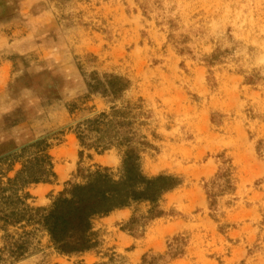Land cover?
Segmentation results:
<instances>
[{
  "label": "rangeland",
  "instance_id": "1",
  "mask_svg": "<svg viewBox=\"0 0 264 264\" xmlns=\"http://www.w3.org/2000/svg\"><path fill=\"white\" fill-rule=\"evenodd\" d=\"M92 72L131 82L124 98L142 100V133L154 146L142 154L143 172L183 184L161 198L162 216L136 227L127 223L146 215V204L97 219L95 251L58 256L39 234L36 252L8 264H94L111 252L141 264L175 237L185 245L167 264H264V156L256 151L264 142V0H76L65 9L0 0V158L48 137L53 170L67 163L54 155L69 145L67 127L106 108L91 96L68 113ZM74 139L71 176L48 190L32 185V206L47 207L86 170L120 166L116 148L97 154ZM228 163L235 188L210 209L204 186Z\"/></svg>",
  "mask_w": 264,
  "mask_h": 264
},
{
  "label": "trees",
  "instance_id": "2",
  "mask_svg": "<svg viewBox=\"0 0 264 264\" xmlns=\"http://www.w3.org/2000/svg\"><path fill=\"white\" fill-rule=\"evenodd\" d=\"M59 9H65L76 0H49ZM131 82L112 74L92 72L86 82V93L67 104L70 115L86 107L91 96L99 97L106 108L67 127L82 150L97 154L113 148L121 152V163L115 172L111 168L96 166L80 174L78 181L67 182L62 191L52 198L47 207L32 206L29 188L32 185L51 183L56 179L49 150L53 144L48 137L27 143L0 158V231L3 247L0 264L17 262L38 250V235L48 239V246L58 256H81L95 251L100 245L94 222L116 210L146 204V215L132 217L127 226L136 227L140 220H151L164 214L161 198L183 184L179 175L161 173L148 176L142 170V154L154 146L142 133L148 112L142 100L125 99ZM87 108V107H86ZM89 107L88 109H92ZM93 111H90V113ZM256 151L264 156V142L258 141ZM21 167L12 177L15 163ZM233 168L228 163L205 186L210 209L219 196L235 188ZM136 225V226H135ZM185 241L175 237L163 255H144L141 264H167L182 253ZM105 260L94 264H126L115 252L104 254ZM75 264H84L78 261Z\"/></svg>",
  "mask_w": 264,
  "mask_h": 264
},
{
  "label": "crops",
  "instance_id": "3",
  "mask_svg": "<svg viewBox=\"0 0 264 264\" xmlns=\"http://www.w3.org/2000/svg\"><path fill=\"white\" fill-rule=\"evenodd\" d=\"M67 137L70 139L68 146L60 147L55 152L56 159L60 158V155L64 154V157L67 158L68 162L64 164H56L54 165V172L56 173L57 177V183L61 184L64 180H66L68 177L71 176L72 172L75 169V159L77 156V151L75 149V139L72 134L67 135ZM50 153H52L50 151ZM42 190H48L51 189L53 186L50 184H40ZM61 185H56V189H59ZM124 209L122 210H116L112 212L110 215L111 217H117L123 215Z\"/></svg>",
  "mask_w": 264,
  "mask_h": 264
}]
</instances>
